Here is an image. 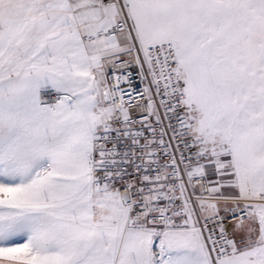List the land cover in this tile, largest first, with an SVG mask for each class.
<instances>
[{
    "label": "snow or ice",
    "instance_id": "6c2138e0",
    "mask_svg": "<svg viewBox=\"0 0 264 264\" xmlns=\"http://www.w3.org/2000/svg\"><path fill=\"white\" fill-rule=\"evenodd\" d=\"M0 264H264V0H0Z\"/></svg>",
    "mask_w": 264,
    "mask_h": 264
},
{
    "label": "built area",
    "instance_id": "2783aa9c",
    "mask_svg": "<svg viewBox=\"0 0 264 264\" xmlns=\"http://www.w3.org/2000/svg\"><path fill=\"white\" fill-rule=\"evenodd\" d=\"M131 71H133V73H134V76H133L134 81H138V77L135 75V71H136V70L133 68V69H131ZM135 86H136V87H140V85H139L138 82L136 83Z\"/></svg>",
    "mask_w": 264,
    "mask_h": 264
}]
</instances>
